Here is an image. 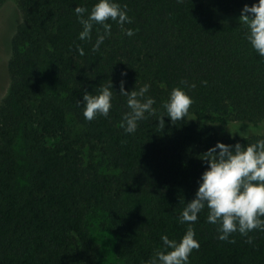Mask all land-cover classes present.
Masks as SVG:
<instances>
[{"label":"trees","instance_id":"obj_1","mask_svg":"<svg viewBox=\"0 0 264 264\" xmlns=\"http://www.w3.org/2000/svg\"><path fill=\"white\" fill-rule=\"evenodd\" d=\"M15 1L21 21L0 101V264H101L92 217L114 234L119 264H143L162 234L185 231L178 216L207 167L200 155L217 141L264 138V58L232 19L254 0H118L135 35L109 21L99 52L92 44L100 26L80 41L73 11L94 0ZM122 79L129 91L150 84L157 102V115L131 135L120 127ZM108 80L109 116L86 120L77 101ZM182 80L196 84L185 88L194 103L176 123L163 117L160 129V104ZM236 124L255 131L227 130ZM206 217L207 209L193 225L200 247L190 264H264V232L249 233L252 244L239 233L235 243L221 241Z\"/></svg>","mask_w":264,"mask_h":264},{"label":"clouds","instance_id":"obj_2","mask_svg":"<svg viewBox=\"0 0 264 264\" xmlns=\"http://www.w3.org/2000/svg\"><path fill=\"white\" fill-rule=\"evenodd\" d=\"M73 11L81 26L78 32L80 41L92 40L95 25L103 29H96L93 52H99L104 41L112 35L109 21L115 22L126 36L135 35L134 29L124 27L132 23V18L128 15L127 5L122 6L118 0H94L90 7L77 5ZM239 24L243 26L244 38L252 50L264 58V0L244 4L240 10ZM78 51L84 54L79 46ZM124 75L126 73L122 72L121 76ZM201 83L207 85V81ZM124 84L122 79L119 95L125 98L127 110L121 114L120 127L131 135L137 131L139 122L156 116L158 109L154 107L157 103L155 98L148 95L150 84L144 83L130 91L125 90ZM181 85L184 87H172L160 104L162 111L157 119L160 129L165 126V116L172 123L188 116L194 100L185 88L195 89L196 84L182 80ZM113 98V84L108 80L92 92L85 91L82 101H77V104L82 106L84 118L92 121L98 116H109ZM199 158L207 163V167L200 174L194 197L185 203L178 216L179 223L187 225L185 231L179 239H170L162 234L161 245L143 264H190L191 253L200 247L193 225L205 209L206 220L216 227L217 239L221 241L235 243L232 236L239 233L247 238V243L252 244L249 233L264 232V138L246 144L217 141Z\"/></svg>","mask_w":264,"mask_h":264},{"label":"rangeland","instance_id":"obj_3","mask_svg":"<svg viewBox=\"0 0 264 264\" xmlns=\"http://www.w3.org/2000/svg\"><path fill=\"white\" fill-rule=\"evenodd\" d=\"M235 11L240 12V10ZM239 15L240 13L232 15V19L239 20ZM218 18L224 19L223 16H218ZM20 21L21 14L15 0H4L0 3V101L8 90L9 78L7 74V62L11 55V38ZM219 130L224 131L222 128ZM227 130L233 133H250L255 131L254 128L249 129L239 124H236L235 127L232 125ZM258 131L264 133V122L260 124ZM239 136L244 135L240 134ZM89 221H92L90 226L92 237L99 245L100 263L119 264V260L113 253L114 234L109 230L100 228L93 217Z\"/></svg>","mask_w":264,"mask_h":264}]
</instances>
